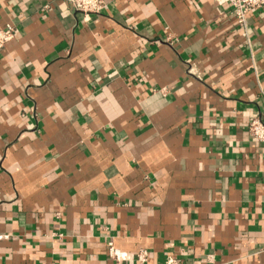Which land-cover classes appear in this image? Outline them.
Listing matches in <instances>:
<instances>
[{
	"label": "crops",
	"instance_id": "crops-1",
	"mask_svg": "<svg viewBox=\"0 0 264 264\" xmlns=\"http://www.w3.org/2000/svg\"><path fill=\"white\" fill-rule=\"evenodd\" d=\"M106 2L0 0V264H264V9Z\"/></svg>",
	"mask_w": 264,
	"mask_h": 264
},
{
	"label": "built area",
	"instance_id": "built-area-1",
	"mask_svg": "<svg viewBox=\"0 0 264 264\" xmlns=\"http://www.w3.org/2000/svg\"><path fill=\"white\" fill-rule=\"evenodd\" d=\"M229 3L232 7L233 15L243 35H246L247 16L251 11L264 9V0H221ZM70 9L73 12H80L84 15L100 14L107 8L106 0H69ZM15 27L7 25L0 28V49L15 36ZM249 134L264 145V119L252 118L248 123ZM107 250L110 257H115V251L112 243L107 244ZM146 259V253L142 251L138 255V261L143 263ZM167 264H177L176 259L168 258Z\"/></svg>",
	"mask_w": 264,
	"mask_h": 264
}]
</instances>
